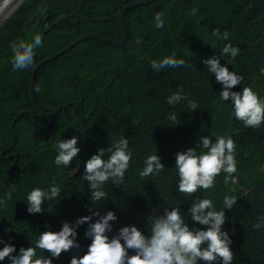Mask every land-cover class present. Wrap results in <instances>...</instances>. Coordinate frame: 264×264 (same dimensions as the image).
<instances>
[{"label":"trees","instance_id":"16d2710c","mask_svg":"<svg viewBox=\"0 0 264 264\" xmlns=\"http://www.w3.org/2000/svg\"><path fill=\"white\" fill-rule=\"evenodd\" d=\"M130 1L134 0H23L0 25V200L12 192L7 206L0 204V249L10 244L15 256L21 247H35L40 233L58 232L64 222L75 225L78 218L92 216V210L101 216L114 212L109 239L130 225L148 236L146 218L174 207L180 208L190 229L204 230L206 226L193 222L188 213L193 201L210 198L219 210L225 196H234L237 203L225 209L222 225L231 240V264H264V225L253 227L264 217V123L252 128L238 121L232 102L219 97L221 84L202 63L215 55L222 66L243 77L232 91L251 86L264 98V0H154L129 8L125 45L99 38L73 45L38 68L33 93L42 106L32 101L28 79L34 65L87 32L120 39L116 14ZM156 12L164 13V26L159 29ZM215 28L221 34L227 31L228 39L213 36ZM38 34L42 46L34 49V63L14 70L13 42L31 43ZM228 43L239 49L235 58L222 54ZM173 53L186 66L159 72L151 68L153 60L159 62ZM179 88L197 103V110L189 109L186 100L175 106L167 103ZM44 105L55 107L57 115L51 135L40 138L35 123L41 132L52 115ZM27 109L33 111L35 123ZM173 113L177 125L168 119ZM221 135L231 136L236 145L237 171L230 182L224 184L226 173L221 172L213 188L200 189L193 196L180 193L175 154L195 148L201 136L214 141ZM73 136L78 139V156L69 166L56 165L57 141ZM122 137L129 140L131 154L124 182L115 186L108 181L103 186L106 198L92 202L83 179L84 164L97 149H105L107 159ZM155 150L165 168L141 179L144 160ZM201 150L197 148V153ZM51 186L61 189L60 196L45 200L41 213L29 214V192L37 187L47 191ZM98 218L92 216L90 222ZM87 228L88 223L76 228L78 249L62 252L58 258L37 249V256L51 258L52 264H70L74 255L87 252L91 243L85 236Z\"/></svg>","mask_w":264,"mask_h":264},{"label":"clouds","instance_id":"9594fccd","mask_svg":"<svg viewBox=\"0 0 264 264\" xmlns=\"http://www.w3.org/2000/svg\"><path fill=\"white\" fill-rule=\"evenodd\" d=\"M194 14L195 10H193ZM163 17V12L154 14L157 29L164 26ZM212 35L222 40H227L229 37L227 31L221 34L219 28L212 30ZM39 46H42V37L39 34L31 43L22 40L13 42L11 45L13 69L19 71L30 67L34 63V49ZM238 53L239 49L230 43L225 44L222 50V54H230L232 58H235ZM202 63L209 72L214 73L216 81L221 84L220 99L232 102L235 118L242 121L245 127H260L264 123V98L259 97L251 86L243 87L239 92L232 91L235 86L241 84L243 77L229 71L227 66H222L220 59L215 55L210 59H204ZM150 66L159 72L166 67L186 66V62L175 58L173 53L159 62L153 60ZM261 72L264 73V69H261ZM181 100L187 101L189 109L193 111L198 109L197 103L189 100L182 88L170 95L167 103L175 106ZM168 119L175 125L179 124L175 113L170 114ZM77 143L78 139L75 136L67 140H58L55 145L58 153L55 164L69 166L80 152ZM128 147L129 140L122 137L115 142L114 150H110L107 159L104 158L105 149H97L96 153L85 162L83 179L88 183L92 202L106 198L107 193L103 190V186L108 181L115 186L123 184L131 160ZM197 148L202 149L199 154ZM235 148V141L231 136L221 135L214 141L210 136H201L195 148L177 152L175 154V168L179 177L177 190L192 196L200 189H211L221 172L226 173L223 182L228 184L232 174L237 171ZM164 168L155 150V154L148 155L144 160V167L139 172V176L144 179L158 174ZM12 191H15L14 186ZM60 192L61 189L58 186H51L47 191L39 187L32 189L27 195V212L41 213L45 200L56 199L60 196ZM11 196L12 192L9 191L5 200H0V204L6 207V200H10ZM236 203V197L225 196L223 207L217 210L210 198L193 201L188 213L193 222L206 226L204 230L190 229L180 208L174 207L170 210L165 208L161 215L146 218L150 235L146 236L137 227L130 225L121 227L118 234L111 239L107 233L112 230L110 221L116 220L114 212L108 211L101 216L97 210H92V216L99 217L95 222H90L92 216L78 218L75 225L64 222L60 231L40 233L35 247L31 246L27 249L21 247L15 256L12 255L16 251L15 247L5 244L0 249V261L8 258L10 264H52L51 258H58L62 252L80 247L75 240L76 228L88 223L85 236L91 239V243L88 245L87 252L79 257L74 255L70 264H199V262L231 264L234 259L230 248L231 240L228 233L222 231V225L225 223V209L231 210ZM262 225H264V217L253 227L259 229ZM37 249L50 253L51 258L44 255L37 256ZM129 250H132L134 254L129 255Z\"/></svg>","mask_w":264,"mask_h":264},{"label":"water","instance_id":"95a60500","mask_svg":"<svg viewBox=\"0 0 264 264\" xmlns=\"http://www.w3.org/2000/svg\"><path fill=\"white\" fill-rule=\"evenodd\" d=\"M22 1L23 0H0V25L15 11V9H17V7L22 3ZM151 1H154V0H134V1H130V2L125 3L124 5H122L119 8L116 16H117V20H118L119 26H120L121 31H122V37L120 39H114L112 37H109L107 35H104V34L98 33V32H87V33H84V34L78 36L77 38H75L72 42H70L68 45H66L62 49L56 51L55 53H53L49 56L44 57L43 59H40L34 65L33 69L30 72L29 79H28V81H29V95H30L32 101L37 106H42V104L39 103L35 99V96L33 93L35 73L40 66H42L47 61L54 59L55 57L59 56L60 54H62L66 50L70 49L73 45L77 44L78 42H80L84 39H87V38H99V39L104 40L107 43H110V44H113V45L119 46V47L125 45V43L128 41V37H129V31H128V27H127V23H126V19H125V11L129 8L136 7L139 5H144V4H147ZM44 108L50 109L52 111V115H51L50 119L48 120V122L46 123L44 130L41 132L38 131L36 128L35 117H34L33 111L31 109H27L33 115V120L35 123V131L40 138H47L48 136L51 135L52 132L50 131V126L52 125V123H53V121L57 115V110L52 105H44ZM24 111H25V109H22L21 111H19L15 118H17L19 115H21ZM15 118L13 119L12 125H14ZM14 138L16 139V134H14ZM17 158H18V155L16 154L15 160H17Z\"/></svg>","mask_w":264,"mask_h":264},{"label":"bare ground","instance_id":"6f19581e","mask_svg":"<svg viewBox=\"0 0 264 264\" xmlns=\"http://www.w3.org/2000/svg\"><path fill=\"white\" fill-rule=\"evenodd\" d=\"M193 196V195H192Z\"/></svg>","mask_w":264,"mask_h":264}]
</instances>
